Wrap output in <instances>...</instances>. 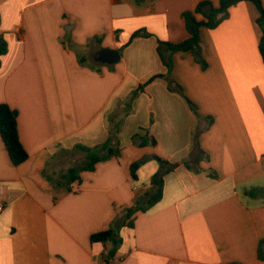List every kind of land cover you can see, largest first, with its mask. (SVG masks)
I'll return each instance as SVG.
<instances>
[{"label":"crops","instance_id":"crops-1","mask_svg":"<svg viewBox=\"0 0 264 264\" xmlns=\"http://www.w3.org/2000/svg\"><path fill=\"white\" fill-rule=\"evenodd\" d=\"M202 1L0 0L8 47L0 57V104L18 111L29 154L14 165L0 135V264H107L112 243L91 236L111 228H120L123 242L108 264H264L257 254L264 198L245 195L264 188L257 7L240 2L219 27L201 28L207 70L192 52H177L172 83L149 82L167 74L158 41L188 39L183 14ZM139 30L150 36L132 39ZM104 49L119 50V63H100ZM113 133L120 157L82 172L71 186L51 182L59 181L57 157ZM137 134L157 145H134ZM144 158L135 180L131 165ZM161 161L176 165L162 200L138 211L134 227L123 226L125 209L152 190Z\"/></svg>","mask_w":264,"mask_h":264},{"label":"trees","instance_id":"trees-1","mask_svg":"<svg viewBox=\"0 0 264 264\" xmlns=\"http://www.w3.org/2000/svg\"><path fill=\"white\" fill-rule=\"evenodd\" d=\"M144 0H136L137 3L143 2ZM249 1L252 2L259 11V17L257 19V24L262 30V38L260 41L259 49L264 62V5L263 0H219V5L216 6L212 1L206 0L200 2L194 11L185 12L183 18L186 23L187 31L189 33V38L185 41L177 44L158 41L159 43V53L162 57L163 63L167 69L166 75H158L152 78L149 82L153 81L157 77H165L172 83L171 75L174 69V54L177 52H192L196 61L201 65L203 70H207L208 63L203 56L202 50V39H201V28L205 27L208 29H216L219 27L226 19L230 16V9L236 6L240 2ZM197 15H202L203 19L198 20ZM0 25H1V13H0ZM150 36L146 33V30H139L135 32L132 39L139 36ZM168 51L169 55H164L163 51ZM8 47L6 41L0 34V57L7 54ZM1 66V60H0ZM149 84V83H147ZM147 84L141 85L138 89L132 92V95L127 103V107H131L134 100L139 96V94L144 91ZM177 90L184 95L181 86L176 82H173ZM194 111L197 112L196 105L188 100ZM18 111L12 109L8 104H0V135L3 143L9 153L11 161L14 165L19 166L26 162L29 158V154L23 147L18 130ZM213 124V118L209 117V126ZM117 134L114 133L111 137L103 144L95 147H86L78 145L75 150H81L85 153V162L81 166L71 167L66 173L60 176L59 181L55 182L51 180L53 184L59 186H71V184L81 181L82 172H93L96 169V165L100 162L108 161L114 157L121 156V146L117 139ZM115 137V138H114ZM132 143L134 145L144 147V146H155L157 141L154 137L146 135H134L132 137ZM146 158L134 162L131 165V175L133 179L137 180V172L139 168L146 162ZM162 169L153 176L152 178V190L139 197L135 205L131 208L125 209L123 213V226L128 225L129 227H134L132 217L138 212H147L153 208L157 203H159L164 195L165 186V176L176 167V165H171L167 167L168 163L161 161ZM47 176V175H46ZM50 180V177L47 176ZM245 195L252 198H264V188L254 187L245 192ZM127 222V223H126ZM92 242H111L113 245L112 250L106 256L105 262L108 264L111 259L114 258L119 247L121 246L123 240L120 234V228H111L106 231H102L91 236ZM258 258L264 261V238L259 240ZM228 264H242L240 262H231Z\"/></svg>","mask_w":264,"mask_h":264},{"label":"rangeland","instance_id":"rangeland-1","mask_svg":"<svg viewBox=\"0 0 264 264\" xmlns=\"http://www.w3.org/2000/svg\"><path fill=\"white\" fill-rule=\"evenodd\" d=\"M92 53L93 51H90L89 57H91V61H94L92 59ZM85 160V153L81 150L64 152L63 155L55 159L58 164L54 167L57 171V175H54V177H57V180L60 179V176L66 173L71 167L81 166ZM262 185L264 186V182H262Z\"/></svg>","mask_w":264,"mask_h":264},{"label":"water","instance_id":"water-1","mask_svg":"<svg viewBox=\"0 0 264 264\" xmlns=\"http://www.w3.org/2000/svg\"><path fill=\"white\" fill-rule=\"evenodd\" d=\"M121 59V53L119 50H112V49H104L99 54L97 60L100 63L113 65L119 63Z\"/></svg>","mask_w":264,"mask_h":264},{"label":"built area","instance_id":"built-area-1","mask_svg":"<svg viewBox=\"0 0 264 264\" xmlns=\"http://www.w3.org/2000/svg\"><path fill=\"white\" fill-rule=\"evenodd\" d=\"M4 206L3 205H0V213L4 210Z\"/></svg>","mask_w":264,"mask_h":264}]
</instances>
